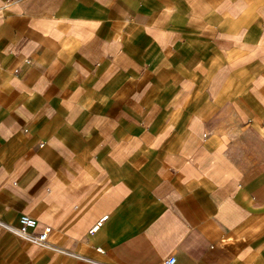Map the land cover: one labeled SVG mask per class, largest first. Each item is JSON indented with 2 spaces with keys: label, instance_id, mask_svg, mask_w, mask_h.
<instances>
[{
  "label": "crops",
  "instance_id": "obj_1",
  "mask_svg": "<svg viewBox=\"0 0 264 264\" xmlns=\"http://www.w3.org/2000/svg\"><path fill=\"white\" fill-rule=\"evenodd\" d=\"M169 257L264 264V0H0V264Z\"/></svg>",
  "mask_w": 264,
  "mask_h": 264
},
{
  "label": "built area",
  "instance_id": "obj_2",
  "mask_svg": "<svg viewBox=\"0 0 264 264\" xmlns=\"http://www.w3.org/2000/svg\"><path fill=\"white\" fill-rule=\"evenodd\" d=\"M38 223L36 220H33L32 218L28 216H23L21 218L20 224L17 228H11L12 232L20 236L22 239L40 246V247H52L48 242V237L50 234V229L45 228L41 232L37 231ZM99 225L95 226L92 231H97ZM175 258L169 257L168 260H166L165 264H175Z\"/></svg>",
  "mask_w": 264,
  "mask_h": 264
}]
</instances>
